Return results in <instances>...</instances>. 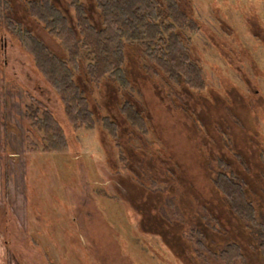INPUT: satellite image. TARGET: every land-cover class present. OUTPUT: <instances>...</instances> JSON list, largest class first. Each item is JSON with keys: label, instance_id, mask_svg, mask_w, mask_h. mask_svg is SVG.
<instances>
[{"label": "flooded vegetation", "instance_id": "flooded-vegetation-1", "mask_svg": "<svg viewBox=\"0 0 264 264\" xmlns=\"http://www.w3.org/2000/svg\"><path fill=\"white\" fill-rule=\"evenodd\" d=\"M100 5L102 3L97 0H0V54L6 50L7 37L17 41L30 55L34 69L55 91L64 107L59 94L38 67L40 61L37 54L47 57L48 51L65 58L69 49L67 40L75 42L76 38H88L85 33H80V29L78 33V27L84 31L85 26H89L90 31L93 27L100 29ZM211 5L216 6L214 15L204 17V23L214 32L222 31L237 44L235 47L229 46V52L226 51V55H232L234 60H224L229 69L232 68L237 74L236 80L231 71L226 74L233 88L237 84L240 87H236L237 95L234 98L230 95V86H223L226 96L215 90L202 64V57L196 48V34L202 30V24L195 20L193 14L196 6L192 12L186 0H155L154 3L151 0H135L126 12L132 22L142 19L141 25L133 23L134 28L128 39L123 40L121 52H112L116 54V59H110L111 69H106L98 78L85 81L84 68L93 61L89 59L86 62L83 58L80 62L81 72L74 74L84 90L92 120L89 125L78 129L86 128V132L91 130L96 133L100 145L97 161L106 152V147L103 149L102 146L104 139L109 137L117 155L112 169L116 171L117 180L123 178L127 182L124 188L128 193L115 184L110 185L115 189L110 192L107 186H103L104 183H99L98 162V175L90 184L97 190H103L99 195L115 194L128 200L135 208L134 213L140 214L141 222H148L154 228L160 227L159 232L153 229L147 231L157 233L173 259L183 264H264V228H261L264 225V98L252 85H255L253 80L258 73L264 84V22L256 17L261 23H258L259 35L251 39L261 45V66L258 60L257 64L251 58L248 48L242 43L243 39L238 37L232 26L216 16L218 4ZM196 15L200 18L199 13ZM251 17L255 16H248L247 19ZM48 25L58 29L65 25L66 30L69 32L72 29L74 35H65V32L56 31ZM19 31L30 34L35 43V52L26 50L22 34L17 33ZM215 43L211 46H218ZM242 51L248 52L252 61L248 68L241 62ZM223 71L227 72L226 66ZM241 88L249 90L252 99L254 96L262 98L257 105L259 111L248 101L249 117L251 113L254 117V120L247 118L249 127L244 114H241L240 106H247ZM216 96L219 106L213 101ZM28 98L30 103L24 106L23 118L29 120L30 128L44 131L41 137L44 146L40 152L65 149L62 127L60 135L55 136L43 122L49 115L56 119L50 106L32 94ZM32 98L42 102L48 113L37 107ZM236 98L243 101L238 102ZM253 121L258 124L255 126ZM0 131L4 140L0 152L5 153V129ZM176 138H180L179 145ZM35 150L40 153L37 145ZM197 151L201 154L198 165L201 163L200 166L206 170L203 183L178 177V170L184 164L191 165L184 157L193 158L192 152L197 154ZM77 157L79 154H76ZM194 165H197L196 158ZM252 168H262V171L250 176ZM158 170H162L163 174L157 175L155 172ZM199 184L205 187L200 189L197 187ZM155 195L160 197L159 201L150 203ZM161 199L165 201V210L159 207ZM168 200H175L181 208L175 210L172 208L174 206H168ZM32 221L38 230L36 222L39 225L41 218L38 217V221L33 218ZM85 228L83 226V232H87ZM42 233L41 230L36 233L38 238ZM58 233L61 235L60 231ZM32 241L37 242L34 238ZM47 243L51 249L57 247L48 240ZM58 244L62 246L60 241ZM170 244L177 247L179 253ZM45 246L42 245L43 248ZM89 254L91 259L98 262L102 256ZM252 255L254 260L251 259ZM56 258L61 260V264H66L63 256ZM4 260L6 263L3 264H9L6 258Z\"/></svg>", "mask_w": 264, "mask_h": 264}, {"label": "rangeland", "instance_id": "rangeland-1", "mask_svg": "<svg viewBox=\"0 0 264 264\" xmlns=\"http://www.w3.org/2000/svg\"><path fill=\"white\" fill-rule=\"evenodd\" d=\"M186 3L191 11L192 8L194 10V7H197L193 14L195 20L202 24V30L196 34V48L200 58L202 57V64L211 85L224 96L226 94L223 86H230V95L234 98L237 95L236 87L238 89L240 87L237 84L233 88L226 74L231 71L234 74V80L237 79V74L225 63L227 59L234 60L232 55H226V51L229 46L235 47L237 44L222 31L214 32L212 27L204 23L206 22L204 17H212L216 6L211 4H218L219 12L216 16L232 26L238 37L243 39L242 43L248 48L251 58L258 64L262 48L260 43L257 44L251 39L259 35L258 23L261 24L259 20L264 22V0H186ZM196 13L200 14V18L196 17ZM248 16L255 17L247 19ZM6 42V50L0 54V130L5 129L4 135L7 142L6 152H0V264L6 263L5 260L3 261L4 258L9 264H61L57 256H63L66 264H183L182 261L172 258L164 242L157 236L156 232L160 231V227L154 228L155 226L148 222H141L140 214L134 213L135 208L128 200L115 194L99 195L103 190H97L90 184L98 175L96 167L98 162L99 183H104L103 186H107L110 192L115 191L110 187L111 184H115L116 187L128 193L124 188L127 182L123 178L117 180L116 171L112 169L113 160L114 158L116 160L117 156L114 145L109 137L104 139L102 148L106 147V152L97 161L100 156V145L96 133L90 132L91 130L86 132V128L76 130L69 123L63 104L55 91L34 69L30 55L17 41L7 37ZM212 43L218 46H211ZM224 54L226 58H223ZM242 54L241 62L248 68L252 61L248 52L242 51ZM260 65L262 66L261 63ZM225 66L227 72L223 71ZM254 71L257 73L255 65ZM253 83H255V85L252 84L253 89L257 88L260 97L264 98V84L259 73L254 77ZM241 90L247 100L246 107L240 106L241 114H244L243 118L249 127L247 118L254 120L252 113V118L249 117V103L256 111H259L257 105L262 98L254 96L252 99L249 90L246 91L245 88ZM31 94L47 103L54 112L63 130L65 149L59 152H40L41 147L44 146V142L41 141L44 131L30 128L29 120L26 117L23 118L24 106L30 103L28 96ZM236 99L238 102L243 101V99L240 101L239 98ZM213 101L216 106H219L217 96ZM236 111L238 112V107ZM153 112L158 114L154 110ZM256 124H258L257 121L254 122L255 126ZM2 136L0 131V145L4 141ZM176 140L179 145L180 138ZM88 143L89 146H87ZM46 144L52 146L49 143ZM36 145L40 153L36 152ZM176 148L180 150L179 146ZM76 154H79V157L76 158ZM192 154L193 158L184 157V160L187 159L189 162L186 161L188 164L191 162V165L184 164L179 170L177 169L178 177L203 183L206 170L200 166L201 163L198 165L201 154L198 151L197 154L195 152ZM195 158L197 165H194ZM261 169L252 168L249 175L254 176L262 171ZM155 173L160 175L159 173L163 174V171L158 170ZM197 187L202 189L205 185L199 184ZM108 191L107 194H109ZM186 197L185 195V199ZM159 199L160 197L155 195L150 203H157ZM162 201L161 199L159 207L165 210V201ZM167 204L174 206L172 208L175 210L181 208L175 200H168ZM148 207L146 214H148ZM38 217L41 218V223L38 225L36 222L37 230L32 219L35 218L38 221ZM83 226L86 227L87 232L82 231ZM137 228L144 231L153 229L156 232H143ZM40 230L43 236L41 234L38 238L37 234ZM33 238L37 242H33ZM47 240L57 247L49 248ZM58 241L63 247L61 244L57 245ZM42 245H46L49 249L46 246L43 248ZM171 247L179 253L177 247L173 245ZM89 253L101 254L99 262L91 259ZM251 257L254 260V255ZM234 264L237 263L234 262Z\"/></svg>", "mask_w": 264, "mask_h": 264}, {"label": "trees", "instance_id": "trees-1", "mask_svg": "<svg viewBox=\"0 0 264 264\" xmlns=\"http://www.w3.org/2000/svg\"><path fill=\"white\" fill-rule=\"evenodd\" d=\"M102 3L101 15L102 22L100 23V29L93 27L92 31L88 30L89 26H85V31L78 27V33H85L88 35L87 39L76 38L73 40H67V46H69L68 53L65 54V58L57 56L53 53L46 51L47 57L38 53L37 57L39 63H37L40 70L43 72L46 80L56 90L62 99L65 107V114L69 123L78 129L91 123V113L88 108L86 97H84V90L81 87L79 80L74 78V74L80 71L81 60L86 59V62L90 59L93 62H88L84 70L86 72L85 81L88 79L93 80V77L98 78L102 75L106 69L110 70L112 62L110 59H116V54L112 53L114 50L120 53L123 48V40L128 39L129 33L134 28L133 23L141 25L142 19H137L136 22H132L128 19L127 12L132 7V2L135 0H97ZM152 3L155 0H151ZM153 8V6H150ZM63 25V24H62ZM54 30H59L61 33L65 32V35H74L73 30H66L65 25L59 29L54 25H48ZM24 32V31H23ZM17 32L22 34V43L29 53H32L35 43L30 38V34ZM19 35V36H20ZM28 37H27V36ZM75 39V37H73ZM76 43V45H74ZM111 51V52H108ZM101 51V52H98ZM35 52V50L33 51ZM44 53V52H43ZM101 62V63H100ZM99 64L101 67H99ZM106 67V68H105ZM81 72V71H80ZM37 107L42 108L44 112L48 113L46 107H43V103L32 98ZM44 124L48 126L49 130H52L54 135L59 136L61 132V126L53 116H48L43 120ZM264 228V225L261 227ZM263 231V230H262ZM264 247V242H263ZM264 252V251H263Z\"/></svg>", "mask_w": 264, "mask_h": 264}]
</instances>
